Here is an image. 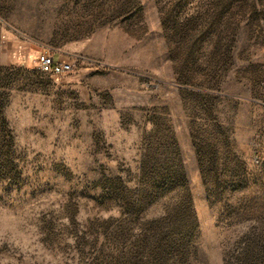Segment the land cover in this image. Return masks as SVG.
I'll list each match as a JSON object with an SVG mask.
<instances>
[{
  "label": "rangeland",
  "instance_id": "1",
  "mask_svg": "<svg viewBox=\"0 0 264 264\" xmlns=\"http://www.w3.org/2000/svg\"><path fill=\"white\" fill-rule=\"evenodd\" d=\"M0 264H264V0H0Z\"/></svg>",
  "mask_w": 264,
  "mask_h": 264
},
{
  "label": "built area",
  "instance_id": "2",
  "mask_svg": "<svg viewBox=\"0 0 264 264\" xmlns=\"http://www.w3.org/2000/svg\"><path fill=\"white\" fill-rule=\"evenodd\" d=\"M38 68L46 74L59 75L69 73L72 65L56 61L53 56L46 53H39L37 57Z\"/></svg>",
  "mask_w": 264,
  "mask_h": 264
}]
</instances>
